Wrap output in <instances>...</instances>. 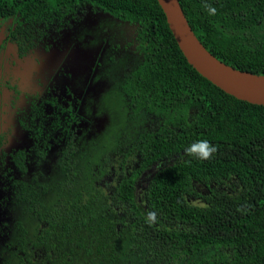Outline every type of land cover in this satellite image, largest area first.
<instances>
[{
  "label": "trees",
  "instance_id": "1",
  "mask_svg": "<svg viewBox=\"0 0 264 264\" xmlns=\"http://www.w3.org/2000/svg\"><path fill=\"white\" fill-rule=\"evenodd\" d=\"M17 1L0 0V13ZM23 1V13L33 4L45 9L91 1L138 22L147 56L129 91L166 119L158 137H136L138 147L144 160L178 155L158 171L142 200L133 182V193L128 191L129 180L112 206L111 195L94 184L88 196L80 190L46 230L47 246L58 253L70 248L64 264H264V105L238 99L201 75L180 49L158 0ZM180 2L212 54L264 74V0ZM202 140L217 148L211 159L186 154ZM153 212L155 221L148 215ZM58 222L65 230L58 231Z\"/></svg>",
  "mask_w": 264,
  "mask_h": 264
},
{
  "label": "flooded vegetation",
  "instance_id": "2",
  "mask_svg": "<svg viewBox=\"0 0 264 264\" xmlns=\"http://www.w3.org/2000/svg\"><path fill=\"white\" fill-rule=\"evenodd\" d=\"M25 4L0 13V264H64L70 248L51 249L45 232L67 201L94 184L112 206L125 180L142 200L178 155L144 160L138 147L166 124L129 91L147 56L138 22L91 1Z\"/></svg>",
  "mask_w": 264,
  "mask_h": 264
},
{
  "label": "water",
  "instance_id": "3",
  "mask_svg": "<svg viewBox=\"0 0 264 264\" xmlns=\"http://www.w3.org/2000/svg\"><path fill=\"white\" fill-rule=\"evenodd\" d=\"M188 62L204 77L238 99L264 105V74L237 69L212 54L193 30L180 0H158Z\"/></svg>",
  "mask_w": 264,
  "mask_h": 264
},
{
  "label": "clouds",
  "instance_id": "4",
  "mask_svg": "<svg viewBox=\"0 0 264 264\" xmlns=\"http://www.w3.org/2000/svg\"><path fill=\"white\" fill-rule=\"evenodd\" d=\"M212 14H215V9L210 10ZM217 151L214 145H211L208 141L202 140L192 144L185 152L189 156H193L199 160L211 159L212 155ZM149 219L155 221V213H149Z\"/></svg>",
  "mask_w": 264,
  "mask_h": 264
},
{
  "label": "rangeland",
  "instance_id": "5",
  "mask_svg": "<svg viewBox=\"0 0 264 264\" xmlns=\"http://www.w3.org/2000/svg\"><path fill=\"white\" fill-rule=\"evenodd\" d=\"M114 98L112 100H109L108 104L110 105L111 110L115 114V119H119V116H121V109H120V98L121 96L119 94H114ZM131 125V124H130Z\"/></svg>",
  "mask_w": 264,
  "mask_h": 264
}]
</instances>
